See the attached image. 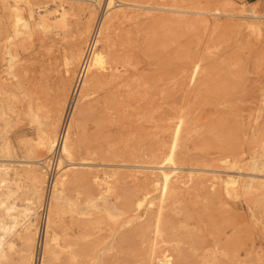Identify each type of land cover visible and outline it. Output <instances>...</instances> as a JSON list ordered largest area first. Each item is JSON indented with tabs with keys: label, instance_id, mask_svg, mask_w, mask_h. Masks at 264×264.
Listing matches in <instances>:
<instances>
[{
	"label": "rangeland",
	"instance_id": "obj_1",
	"mask_svg": "<svg viewBox=\"0 0 264 264\" xmlns=\"http://www.w3.org/2000/svg\"><path fill=\"white\" fill-rule=\"evenodd\" d=\"M29 1L34 21L36 17L45 13L51 15L57 9L66 11L60 25L51 21L52 28L31 27L29 32L20 25L26 20L23 2L6 0L3 5L0 0V181L2 177L7 180L4 186L0 183V194L8 187L12 190L9 199L3 198L0 221L7 222L4 212L8 204L17 206L14 211L18 215H22L21 210L27 206L31 209L29 218H32L33 232H36L40 225L39 211L45 201L46 174L38 163L51 160L53 156L39 143L42 137L50 135V130L56 129L57 133L77 67L87 60L88 44L83 49L89 38H100V23L113 10L114 0H90L81 4L73 0ZM118 1L142 5L141 9L121 7L123 12L131 15L139 12L140 15L144 12L158 15L162 14L159 10L163 8L183 12L172 14L179 18L180 23L176 19L170 21V18L164 19L165 22L162 19L150 22L143 18L141 21L139 17L130 22L120 19L113 24L112 37L116 41L113 49L130 58L129 71L124 73L127 87L122 84L119 89H112L113 97L116 95L114 110L104 114L98 113L96 107L103 91L77 98L68 137L73 145L74 163L86 162V166L76 165L75 170L64 173L62 194H124V188L142 180L145 170L138 168L143 165L137 158L143 142L140 128L157 121V118L171 119V115L167 117L165 112L172 104L187 118L189 159L180 162L179 142L171 161L167 160L166 146L157 159L158 164L161 163L160 166L167 171L173 167L181 168L177 176L184 181L188 179L186 169L192 168L195 171L191 175L200 172L208 180V185L221 183L226 174L236 178L239 187L242 181L248 180L240 174L246 170H237L236 167L232 171L226 170L229 169L228 160L240 156L239 147L233 144H239L242 128L246 130L251 123L260 121L259 115L264 117V95H261L264 94V0ZM83 7H87L85 11ZM88 11L93 13V17L85 34L87 22L82 18L87 17ZM250 11L262 20L239 16L241 12L247 14L245 12ZM15 19L20 21L13 24ZM78 21L82 28L80 38L84 42L82 51L79 47L65 51L63 38H68ZM119 65L117 62L116 66ZM194 67L196 71L192 77ZM72 68L74 71L60 92L57 90L58 78L62 72ZM119 90L124 94L120 100ZM29 113H32L31 117ZM227 149L231 152L227 153ZM214 176L216 180L211 182ZM75 177H86L85 187ZM108 186L113 191H107ZM238 194L237 198L227 199V205L220 208L206 201L200 202L197 233L204 234L208 240L221 238L222 234L225 237H222L220 251H215L204 262L189 261L191 264H264V212L260 213L264 209V199H259L254 191H244L242 195L240 191ZM94 209L95 206L87 208L88 219L97 215ZM18 220L21 224L8 233L0 232L4 255L1 264H31L27 258H22L19 240L26 218L23 220L18 216ZM86 228L91 240L104 233L105 226L93 222ZM55 234V254L44 256L43 264L62 262L60 224H57ZM34 238L35 234L33 247Z\"/></svg>",
	"mask_w": 264,
	"mask_h": 264
},
{
	"label": "bare ground",
	"instance_id": "obj_2",
	"mask_svg": "<svg viewBox=\"0 0 264 264\" xmlns=\"http://www.w3.org/2000/svg\"><path fill=\"white\" fill-rule=\"evenodd\" d=\"M14 1L16 3L17 1H22L24 4L26 9V20H23L20 25L22 28H27L29 32L31 31V27L48 29L52 28L53 24L59 23L60 25L64 22L66 11L62 8L51 12V15L48 13L42 14L36 17L37 20L34 21L31 2L29 0ZM73 1H80L79 4H81V2L90 0ZM1 2L4 5L6 0H1ZM115 2H117V4H115ZM113 3V10L110 11L104 21L100 23V38H89L83 49L85 50L88 44L89 51L85 55L87 60L84 61L83 65H78L73 84L72 86L70 85L71 92L77 81L74 100L70 105L68 113L65 115L70 92L68 93L69 95L65 107H63L64 111L61 117V122H59L60 125L57 133L56 129H52L51 131V128L48 125L51 132L50 135H46V137L44 136L42 139L40 138L41 142L39 145H41L49 155L55 152L59 156L54 164L51 190L46 202L47 211L42 225L43 234L41 237V252L38 256V264L44 263V256L50 257V255L53 256L55 254V229L57 224H60L61 226V264H189L191 261V263L204 262V260L214 254L215 251H220L219 246L222 245L221 240L225 235L222 234L221 238L208 240L204 234L200 235V233H197L199 229V214L201 211L200 202L206 201L207 203L209 202L215 206L217 205L220 208V206L227 205V199L237 198L240 191L241 195L244 191H254V193H257L255 195L259 199H264V117L261 115H259L260 121L257 120L254 123H251L246 130L242 128L240 131L239 144H233L235 147H239L240 156L237 157V159L228 160L229 169L226 170L230 171L235 167L237 170H246V173L240 174L247 177L248 180L242 181V183L239 184V187H237L239 181L237 182L236 178L226 174H224L225 178L221 183L218 182V184H215L214 182V184L208 185V180L200 175V172L198 175H195L197 172H194L195 176L191 175V172L195 171V169L192 168L186 169L188 172V179L184 181L181 177L177 176V172L182 171L181 168L173 167L167 171L163 166H160L161 163L158 164L157 159L160 157L159 155L166 146L168 151L167 160L171 161L172 154L175 148L179 146V142L180 149L178 151V156L180 162H186L189 159L187 154L188 149L186 147L188 144L186 141L190 129L187 127V118L185 119L182 116L183 113L181 114L180 111L176 110L172 104L170 105V109H168V111L166 109L165 112L168 114L167 117L171 115V119L165 120L157 118V121L152 123L148 122V126L140 128V131L142 130L140 135L143 142L140 146V155L137 158L141 159L140 164L143 165L138 166V168L145 170L142 174V180L132 183L128 188H124L126 189L124 194H62V182L65 177L64 173L68 170H75L76 165L86 166V162L74 163L72 154L73 145L68 137V128L70 126L71 116L77 105V98L79 95L86 97L92 95L96 91H103L101 96L102 99L97 101L99 106L96 104V107L98 113L104 114V112L106 113L107 111L112 110L114 106L113 100L116 99V95L113 97L112 89L118 88L122 84H126L124 83L126 78L124 77V73L129 71L127 69L128 65L130 66V58L125 55L124 52L120 55L118 50L115 51L113 49L114 42H116L115 37H112V33L114 36L112 30V28H114L113 24L120 19L129 21L131 19H138L139 17H141V21L142 18L144 20H149L150 22L154 20L157 22L159 19L164 21V19L170 18V21L171 19H176V22L180 23L179 18L174 17L172 14L183 12L181 10L170 8H160L161 10L158 8L162 14L156 15L144 12L140 15L139 12L138 14L132 13L131 15L130 13L123 12L124 10L122 11L121 7L127 6L129 10V7L135 9L142 8V5L139 6L135 1L134 3L136 4H126V1L119 2L118 0H114ZM176 3H174V5ZM14 7L15 10H18L16 5H14ZM86 8L87 7H83V10L85 11ZM130 11L132 12V10ZM146 11H148V9ZM165 13L171 15L167 16ZM245 13L247 14L241 12L239 16L255 20H262V18H264L257 16L251 11ZM196 14L202 13L196 12ZM92 17L93 13L88 11L87 17L82 18L87 22L85 34L89 31ZM123 20L121 21L123 22ZM19 21V19H15L13 24L18 23ZM51 21H53V24L50 23ZM175 25L177 26V24ZM256 28L260 29L258 26ZM81 30L80 21H78L68 38H63L65 51L76 50L75 48L78 47L79 50L82 51V43L84 45V42L83 38H80ZM14 35H16V33H14ZM130 35H132L131 32ZM117 62H119V66H116ZM75 66L76 65H74V67ZM73 68L65 73L62 72L61 76L58 78L59 86L57 87V90L60 92L63 85L65 86L64 82L67 81V77L73 73L75 69ZM195 71L196 67L193 68V72L191 73L192 77ZM79 73L80 76L78 79ZM124 87H127V84L124 85ZM119 91L117 92L119 93ZM120 93L121 94H119L118 98L121 97V95H124L123 92L120 91ZM120 99L121 98L118 100ZM117 104L121 105V102H118ZM162 111L161 113L164 114V109H162ZM29 114L31 117L32 113ZM33 115L35 114L33 113ZM101 122L102 119L98 122L99 132ZM230 143V145H232V142ZM99 149L102 148L99 147ZM228 151L230 150L227 149V153ZM134 153L136 152H133V154ZM244 155L247 157L245 158ZM224 159L226 158L224 157ZM190 160H193V157H190ZM62 161L65 162V165H62ZM48 163L49 160L46 162L42 160L39 161L38 165L45 168L44 172H46ZM59 172H61V174L56 175ZM94 178L97 179L96 176ZM1 179V186H4L7 180L6 178L3 179V177ZM57 179L59 180L57 181ZM74 179L80 181L85 187L86 177H75ZM214 180H216L215 176L212 178L211 182ZM96 182L97 181L95 180V183ZM7 185H9V183H7ZM108 187L109 189H107V191H113L110 186ZM11 191L8 187L0 194V206L4 204L3 198L9 199L8 197L11 195ZM97 201L98 205H96ZM92 206H95L94 210L97 215L88 219L87 208L91 207L92 209ZM16 207L17 206H13V204H8L5 208L4 215L7 222L0 221V232L4 233L7 231L8 233L12 228L18 225L20 223L18 216H21V218L23 217V220L26 218V220L23 221L24 223H22V233L19 236V240L21 241L22 246V258H27L31 261V264H33L36 253L38 228L36 232H33L34 225L32 224V218H29L31 216V209L29 207L26 206L23 211L21 210L22 215H18L17 212L14 211ZM39 208H41V206ZM198 209L200 211H198ZM262 212H264V209L260 210V213ZM93 222L103 224L105 226L103 229L104 233L89 240L86 227ZM34 234L35 241L33 247L32 242ZM1 240L3 241L2 238L0 241ZM2 247L3 245L0 244V264L2 263L4 256Z\"/></svg>",
	"mask_w": 264,
	"mask_h": 264
},
{
	"label": "built area",
	"instance_id": "obj_3",
	"mask_svg": "<svg viewBox=\"0 0 264 264\" xmlns=\"http://www.w3.org/2000/svg\"><path fill=\"white\" fill-rule=\"evenodd\" d=\"M88 48H89V46H88ZM88 48L86 49V54L89 51ZM79 76H80V73L78 74V79H79ZM76 84H77V81L75 82V86L73 87V89H72V91L70 93V96H69V99H68V104H67V110H66L65 115L68 113L70 105H71L72 101L74 100V92H75ZM51 156H52L51 160H49L48 167H47V170H46V172H47L46 173V182H45V187H44L45 201H44V204H43V208H41L40 211H39V212H41L40 225L38 227V233H37V238H36V253H35V260H34L33 264H38V256H39V253L41 252V237H42V234H43V232H42L43 231L42 230L43 226L42 225L44 223L45 216H46V213H45L46 207L45 206H46L48 194L50 193V190H51V181H52V177L54 175V170H53L54 169V164H55L54 161L57 160L56 157H58L59 155L54 152V153L51 154ZM55 158H56V160H55Z\"/></svg>",
	"mask_w": 264,
	"mask_h": 264
}]
</instances>
